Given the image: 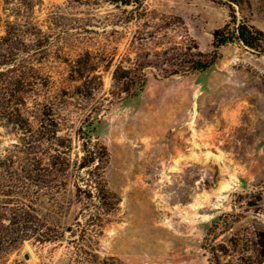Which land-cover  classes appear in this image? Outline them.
Listing matches in <instances>:
<instances>
[{"label": "rangeland", "instance_id": "rangeland-1", "mask_svg": "<svg viewBox=\"0 0 264 264\" xmlns=\"http://www.w3.org/2000/svg\"><path fill=\"white\" fill-rule=\"evenodd\" d=\"M235 10L264 30V0ZM229 15L220 0H0V96L29 115L40 152L63 142L73 162L84 122L106 148L100 173L120 204L93 246L100 258L215 264L219 249L223 262L264 264L256 244L264 239V55L228 43L209 70L168 78L157 56L174 43L211 53ZM138 63L146 84L132 97L112 77L116 66ZM36 103L58 127L40 128L27 113ZM23 138L0 123V154ZM73 175L61 213L51 212L49 194L33 199L51 223L72 225L78 215ZM72 239L64 229L55 242L25 241L0 264H69Z\"/></svg>", "mask_w": 264, "mask_h": 264}, {"label": "trees", "instance_id": "trees-1", "mask_svg": "<svg viewBox=\"0 0 264 264\" xmlns=\"http://www.w3.org/2000/svg\"><path fill=\"white\" fill-rule=\"evenodd\" d=\"M110 1L128 5V0ZM220 1H224L229 7L230 18L223 27L213 32L214 50L204 54L200 51L194 52L198 49L195 45L191 47L174 43L159 51L157 56L163 58L162 63L171 67L170 70L161 69L162 78L188 71L209 70L219 57L218 49L228 43L237 42L255 54L264 55V30L250 25L247 21L238 20L236 15L235 8H239L245 0ZM2 65L0 62V66ZM144 68L140 63L129 68L118 65L112 80L121 85L123 93L137 96L146 84ZM11 96L6 93L0 96V123L17 127L26 138L19 139L20 142L12 145V149L7 150L6 154H0V258L2 254L28 240L40 244L58 241L64 236L65 229L73 237L71 243L75 244L74 258L69 264H123L113 257L100 258L93 248L105 222L118 209L120 199L108 190L100 173L107 151L96 137L93 138L91 124L84 122L76 131L81 155H76L73 162L69 157L71 146L63 142L40 152L41 140L32 135L29 115L24 114ZM27 113L37 118L40 128L45 131L52 126L58 127L52 110H46L39 103ZM71 170L74 174V203L79 206L78 215L72 225L51 223L33 199L49 194L53 199L51 212L61 213L63 205L60 202H63L62 197L66 193ZM256 244L264 252V239L259 238ZM219 252V249L212 252L215 264H230L221 260Z\"/></svg>", "mask_w": 264, "mask_h": 264}]
</instances>
